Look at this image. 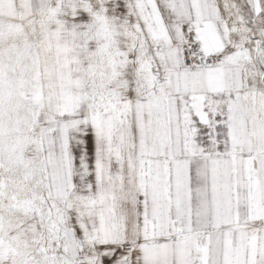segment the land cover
<instances>
[{
  "label": "snow or ice",
  "instance_id": "6c2138e0",
  "mask_svg": "<svg viewBox=\"0 0 264 264\" xmlns=\"http://www.w3.org/2000/svg\"><path fill=\"white\" fill-rule=\"evenodd\" d=\"M0 264H264V0H0Z\"/></svg>",
  "mask_w": 264,
  "mask_h": 264
}]
</instances>
